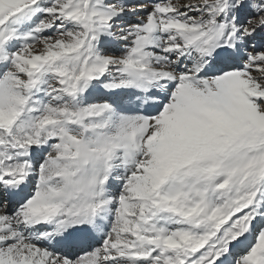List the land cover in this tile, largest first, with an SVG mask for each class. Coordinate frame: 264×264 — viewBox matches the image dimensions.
<instances>
[{"label": "rangeland", "instance_id": "1", "mask_svg": "<svg viewBox=\"0 0 264 264\" xmlns=\"http://www.w3.org/2000/svg\"><path fill=\"white\" fill-rule=\"evenodd\" d=\"M29 1L0 0V66L4 70L0 83L6 76L13 75L14 70L24 69V57L29 54L34 55L37 63L44 66L43 71H54L63 78L69 77L83 84L92 79L94 60L101 66L100 70H107L106 74L111 79L121 81V84L126 83L124 77L127 74L136 70L157 77L162 73L172 74L158 64L153 54L145 56L147 50L157 52V48L149 46H166L173 36L187 38L199 28H204V34H209L213 28L220 29L221 24L230 27L229 30L224 29L222 34L236 39L237 36L253 33L255 29L262 31L255 40L254 55L258 60L253 64L264 68V0H123L122 4H117V0H105L104 4L100 0H39L44 8L40 7V15L44 19L61 9L67 11L69 8L71 12L76 6L79 7L78 11L89 26L88 34L72 39L45 34L44 30L41 33L37 29L30 34L18 32L16 19H24L36 0ZM168 1L171 5H167ZM105 4L121 11V17L127 18L126 23L133 31L131 36L125 37L127 45L131 46L136 39H143L146 48L117 51L98 43L99 39L93 34L97 32L103 18L92 12L102 10ZM158 34L163 36L164 43L157 39ZM153 36L156 38L152 39ZM12 39L17 43L14 46L9 43L13 42ZM149 39L154 41L150 43ZM37 56L44 57V61ZM174 58H166L164 63L171 64ZM35 59L31 62L36 63ZM251 59L247 55L241 58L247 65ZM114 68L116 72L110 73ZM240 70L241 73L236 75H227L225 84L220 82V74L208 78L200 76L193 82L191 79L198 75L193 71L174 73L180 79L176 78L177 82L171 87L164 86L171 96L180 94L173 102L172 111L168 109L172 105L169 106L173 99L170 97L153 114L152 117H156L154 124L151 121L128 122V118L119 117L115 133L121 145L119 153L109 149L111 145L106 140L100 143L95 137H87V134L75 139L64 127L46 123L52 117L49 110L37 115L25 109L26 113L22 112L18 117L16 115L14 122L7 123L5 116H0V158L13 163L14 157H9L12 156L13 148L18 147L22 149L25 160L28 144L37 148L44 145L43 151H40L42 156L36 158V164L42 168V172L31 173V178L40 184L47 182L46 185L54 188L58 198L66 200L68 197L70 201L66 203L70 212L84 207L100 208L104 204L99 205L94 200H98L103 193V182L106 179L119 181L115 175L123 177L125 184L113 190V193L102 195L100 201L103 203L106 197L111 198L116 203L113 211L120 220V228L136 231L138 236L134 238H141L154 249L138 264H145L146 259L156 264H184L190 261L192 264L212 261L213 264L222 261L227 250L244 243L247 245L244 255L230 253L235 256L236 264H264V129L250 126L248 111L251 109L247 105L243 107L247 108V112L242 110L239 116L238 133L226 130L216 120L217 117L211 119L209 115L206 118L208 114L204 112L208 108L210 113L217 116L220 95L232 93L231 96L234 94L237 101H249L264 115V95L258 97L244 90H240V93L233 91L234 86L242 87L241 77L248 73L244 69ZM227 83L232 86L227 87ZM189 86L194 88L186 90ZM1 93L0 101H3ZM178 104L183 106L179 114L176 112ZM79 107L76 113L85 118L84 122L89 121L82 125L89 127L90 133L92 124L88 119L94 113H99L96 101ZM165 119L167 122H164ZM46 128L48 136L42 137ZM7 132L9 137L5 138ZM138 133L139 145L141 148L143 146L139 151L134 141ZM36 135L40 137L36 138ZM43 141L45 143L40 144ZM59 143H65V153L70 155L62 160L56 159L66 164L65 167H58L59 164L51 158L49 151L50 146L55 147ZM127 147L128 151L125 150ZM116 153L119 155L116 163L120 170L112 177H106ZM5 168L13 173L21 170L19 165L9 166L8 163H5ZM50 197L48 194V198L41 201L47 200L44 205L49 209L57 204ZM4 202L3 198L0 199V208ZM60 210L55 216L60 217L63 209ZM257 218L259 223L256 224ZM115 231L119 229L113 228L110 235ZM15 232V228H10L2 218L0 211V264H50V255L20 246ZM5 236L9 238L5 239ZM101 239V245L109 243L106 237ZM109 241L113 243V240ZM71 256L77 264H96L97 261L90 263L91 260H84L85 257ZM112 262L115 264L114 260Z\"/></svg>", "mask_w": 264, "mask_h": 264}, {"label": "bare ground", "instance_id": "2", "mask_svg": "<svg viewBox=\"0 0 264 264\" xmlns=\"http://www.w3.org/2000/svg\"><path fill=\"white\" fill-rule=\"evenodd\" d=\"M100 1L104 4L103 2L105 0ZM122 2L123 0H117L116 3L122 4ZM170 3L168 1L167 5H171ZM41 5L42 3L39 0L34 1L31 4V9L26 12L25 18L16 19L15 25L18 32L24 31V34H30L35 29L39 30V32L44 30L43 32H46L45 34L65 36L67 39L84 37V35L88 34L89 26L85 24L82 13L78 11L79 7L76 5V9L72 7L71 9L73 10L71 12H69V8L67 11L61 9L60 12H55L56 14L52 13L49 18L45 19L40 15L41 11L39 9ZM41 9L44 8L41 7ZM92 13L99 14L103 18V22L100 23V26L97 28L98 30H96L97 32L93 29L96 32L93 35L99 39L98 43L105 44L110 50L117 51L125 48H140L141 50L146 48L144 47L143 39H136L131 46L127 45L128 42L125 37L128 35L131 36L133 31L129 29L130 26L126 23L127 18L121 17L123 15L121 11H117V9L105 4L102 10H94ZM20 27L21 29L19 30ZM229 28V26L221 24L218 30L213 28L210 31L209 29V34H204L203 31L205 29L202 28L200 30L199 28L196 32L191 33L192 36H187V38L173 36L166 46L161 44L150 45L149 47L157 48V52L147 50L144 53L145 56L153 54V57H156V60H158V64L172 74L162 73V75L157 77L146 71H140L138 73V70H132L135 72L127 74L124 77L127 81L123 84H121V81L111 79L106 74L107 70H100L101 66L99 67V64L95 60L92 65V79L83 84L72 81L69 77L63 78L59 73L54 71H43L44 66L37 63L34 55L29 54L27 57H24L26 58L23 62L26 64L25 68L14 70L13 75L6 76L5 81L3 80L0 83L1 96L2 99L4 98L3 101H0L2 103L0 104V116H5V123H7L8 121L14 122V117L21 115L22 112H25V109H28L31 114L34 113L37 115L38 113L40 115L44 111L49 110L52 117L46 123L64 127L75 139L76 137L82 138L84 134H87V137H95L100 143L106 140L111 145L109 149H115L119 153L121 145L117 141V134H115L117 133L116 124L119 117L123 119L128 118V122L151 121L154 124L156 117L153 118V114L170 97L173 99H171L169 106L170 104L172 105L168 109L172 111L174 108L173 102L180 97V94L174 93L171 96L170 92L164 89V86L171 87L177 82L176 78L180 79V76L177 74L176 77L173 75L174 73L182 71V73L186 74V72L193 71L198 75L192 79L188 78L192 81L197 80L200 76L208 78L212 75L220 74V82H224L225 84L224 80L228 78L227 75H236L241 73L240 69H244L248 73L241 77L240 84L242 87L234 86V88L232 87L233 91L240 93V90H244L247 93L256 94L258 97L264 95V68L259 64H253L258 60L254 55L256 51L254 47L255 40H257L258 35L262 31L255 29L253 33L246 34L245 36H237L238 39H236L230 36H224V33L222 34L224 29L229 30ZM200 33L203 34L198 36ZM252 34H256L257 36H251ZM159 35L161 34L156 36L157 39L159 41L161 39L164 43L163 36ZM156 37L153 36L152 39ZM153 41H150V43ZM9 43L10 46L17 44L14 40L12 43ZM246 55L248 59H253H251L249 65L241 60L242 56ZM173 56L175 58L171 61V64L164 63L166 58L169 59ZM4 58L5 56L2 54V59ZM38 58L44 61V57L40 56ZM34 59L36 63L31 62ZM110 63L114 65L112 62ZM32 66L34 67L32 68ZM112 72H116L115 68L110 71V73ZM38 74L39 76H37ZM2 75H4V70L3 66H0V78ZM185 78H187L186 75ZM226 86L230 88L232 85L231 83H227ZM193 88V86H189L186 87V90H192ZM231 95H220V108L217 107V116L210 113L208 108H205L204 112L208 114L206 118L209 115L212 117L211 119H216L217 117L216 120H219L227 128L226 130L238 133V126L240 125L238 121L240 120L239 116L242 110L247 112V108H243L245 107L244 105H247L251 109L248 111V122L250 126L264 129V115L259 109L249 101H237L238 99L234 98V94L233 97ZM90 101H96L99 113H94L91 115L92 119L91 117L88 119L92 124V126L90 125L92 129L88 133L89 127L82 125V123H86L87 121L84 122L83 120L85 118L76 112L80 108L79 105L86 104ZM182 107V105L178 104V108L176 109L178 114L182 112ZM174 114L176 115L177 113ZM29 121L32 122L33 120ZM47 130L48 128L43 131L45 135H41L42 137L48 136ZM25 131L29 130L26 129ZM4 137H9L8 132ZM39 137L36 135V138ZM46 139L48 138L46 137ZM44 141L40 144L46 142ZM134 141L138 147V151L141 150L143 146L141 148L139 145V133L135 135ZM69 143L72 144V141H69ZM43 146L37 148V146L28 144L27 148H29V151H27L25 160L23 157L25 155L21 152L22 149L18 147L13 148L12 156L9 157H14L15 161L13 163H10L9 160H7L8 162H4L0 158V199L3 198L5 200L0 211L2 218L5 219L6 223L8 222L10 228H15V236L20 241V246H26L28 249L39 251L40 253L46 254V256L50 255V264H77L71 258V254H74L75 258L85 257L84 260H91L90 263H93L97 259L96 264H113L112 260H114L115 264H138L141 262L139 261L140 259H143L147 253L150 254V251L154 250L150 248V244L144 242L141 238H136L137 240L134 238L137 235L136 231L131 232L120 228V220L113 211L116 203L111 198L106 197V201L103 203L100 201L107 193H113V190L125 184L126 180L123 177L115 175L119 181H108L106 179L103 182L101 189V193H103L100 194L98 200H94L99 205L104 204L100 208L84 207L74 209L70 212L67 206L68 203H66L67 200L68 202L70 201L68 197L66 200L58 198L54 188L46 185L47 182L40 184L34 178H31V173L35 172V174H38V172H42V168L36 164V158L37 156H42L40 151ZM50 147L51 158L59 164L58 167H65L66 164H62L56 160H62L70 156L65 153V143H59L55 147ZM125 150L128 151V147ZM118 153L114 154L113 164L107 169L106 177H112L114 173L119 172L120 168L116 163L119 161ZM110 162L105 165L108 166ZM5 163H8L9 166L19 165L21 170L17 173L10 172L5 168ZM110 184L112 185L110 186ZM109 186L110 188L108 189ZM48 194L51 195L49 199L57 203L55 207L51 205L53 208L50 209L44 205L47 200L43 203L41 202L42 199L48 198ZM60 209H63V213L60 217L55 216L59 211L61 212ZM258 221L257 218L254 223L257 224ZM253 226L252 229H254ZM113 228L114 230L119 229V231L113 232L111 236L110 233ZM6 237L4 238L6 239ZM105 237L109 243L107 245H101V238ZM109 240H113V243H110ZM246 246V243H244L239 247L230 248L229 251L225 250L226 253L225 255L223 254L222 261H215L213 264H236L235 256L230 253L232 252V254L235 253L236 255L242 256L244 255L243 251ZM122 253L125 254L122 255ZM146 260L145 264H156L155 262L149 263ZM184 264L192 263L190 261L184 262ZM207 264H212V261Z\"/></svg>", "mask_w": 264, "mask_h": 264}]
</instances>
